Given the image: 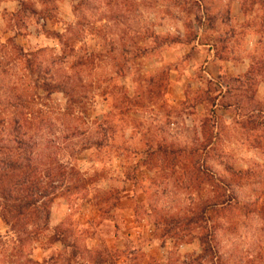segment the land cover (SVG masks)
Masks as SVG:
<instances>
[{
	"label": "clouds",
	"instance_id": "1",
	"mask_svg": "<svg viewBox=\"0 0 264 264\" xmlns=\"http://www.w3.org/2000/svg\"><path fill=\"white\" fill-rule=\"evenodd\" d=\"M0 264H264V0H0Z\"/></svg>",
	"mask_w": 264,
	"mask_h": 264
}]
</instances>
